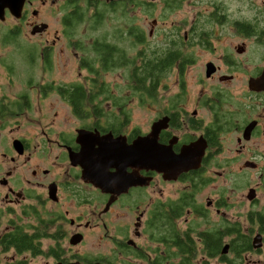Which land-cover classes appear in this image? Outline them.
<instances>
[{
    "label": "flooded vegetation",
    "instance_id": "obj_1",
    "mask_svg": "<svg viewBox=\"0 0 264 264\" xmlns=\"http://www.w3.org/2000/svg\"><path fill=\"white\" fill-rule=\"evenodd\" d=\"M140 1L148 13L159 11L160 21L153 18L150 26L158 28L159 41L149 50L145 40L136 46L144 47L141 55L157 56L162 66L151 90L153 96L148 98L147 91H142L141 101L133 95L132 73L142 57L134 66L132 44L127 45L132 18H128L129 26L127 21L121 25L120 37L104 35V30L114 27L101 26L105 13L131 15L133 0H23L19 12L18 5L3 8L0 264H179L188 256L185 250L191 252L189 264H264V0ZM186 2L194 13L191 21L165 25L167 15L182 9ZM202 2L204 11L199 10ZM80 3L92 7L96 22L85 26L97 33L89 46L96 40L110 43L113 64L107 70L96 68L97 75L82 64L87 55L99 63L95 52L81 48L84 45L74 39L85 18ZM45 11L59 13L56 27L46 19ZM201 18L203 23H199ZM156 23L160 27H154ZM147 35L152 36L153 30L149 28ZM218 37L220 41L214 40ZM60 39L74 54L83 53L77 69L78 75L80 69L86 75L72 82L49 78L40 83L36 75L51 69ZM196 46L205 53L199 67ZM22 53L29 63H22L25 74L10 58L11 54L22 57ZM108 73L119 81H106ZM192 74L194 88L187 81ZM93 78L107 93L96 100L84 99L81 108L91 114L83 120L87 123L70 132H55L53 125H39L32 135L19 131L20 117L32 112L36 100L42 102L52 92L61 98L57 92L60 86L80 84L88 90ZM254 81L259 82L252 84ZM133 99L142 108L155 103L157 114L147 129L129 127L126 122L94 121L95 112L127 114ZM61 100L73 114V105ZM158 120L157 144H170L174 154L185 145H194L195 152L201 153L196 168L174 180L140 169L139 184L113 193L84 181L81 167L69 161L68 153L80 148L76 129L123 136L130 144L137 136L148 135ZM6 128L8 137L2 133ZM15 140L20 142L17 147L21 152ZM53 148L64 159L63 170L53 169L57 163L51 160ZM29 163L31 169L19 168ZM164 188L170 191L165 194ZM184 197L188 202H181ZM241 206L243 211L230 213ZM257 236L259 247L253 243ZM213 237L219 244L210 249L206 243L216 241Z\"/></svg>",
    "mask_w": 264,
    "mask_h": 264
},
{
    "label": "rangeland",
    "instance_id": "obj_2",
    "mask_svg": "<svg viewBox=\"0 0 264 264\" xmlns=\"http://www.w3.org/2000/svg\"><path fill=\"white\" fill-rule=\"evenodd\" d=\"M81 5H84L83 3H80ZM77 6V5H76ZM191 6L188 2H186V6H184L182 9L175 10L171 13H169L164 20L165 25H170L171 22L175 24L184 23L182 25L188 24L193 14L191 12ZM199 10L204 11L205 10V2L200 3ZM84 12H85V18L81 21L80 25L78 27H81L80 33L77 34L74 39L76 41H80L82 45H84L85 48L88 47V43L97 35V33L93 31L85 30V26H93L96 24V22L93 21V9L92 7L90 9L86 8L84 5ZM131 15H127V18L125 17H119L117 15L113 14H104V18L102 19L101 26L103 28H107L109 26H112L111 30H104L105 32H102L104 35L114 36V37H120L123 36L122 33V26L125 21H127V25H130V21L128 18H132V25L133 27H138V31L143 32V40H145L146 43H148V50L152 47H155L158 39V28L153 29L151 26V20L157 19L159 20V11L158 9H155L151 12L145 11L141 7V1L140 0H133L132 9L130 12ZM44 16L47 20H49L51 26L56 27L57 21L59 18V13H52L50 11H45ZM203 18L200 19L199 23L202 22ZM154 27H160V24L156 23ZM153 30V35L148 36L147 32L148 29ZM202 36V34H198ZM130 40H132V37H130ZM216 41H220V37L214 39ZM130 45L129 41L127 40V45ZM132 49H130V54H132V57H136L137 53L139 51L144 52V47L142 45H132ZM195 53L197 56V66H200V62L204 59L205 53L201 49V47L196 46L195 47ZM83 56V53L78 51L76 54L73 52V48L70 50L65 47V42L63 39H60L56 42V47L54 54L52 56V67L50 70H48V73L40 70L37 73V80L40 83H43L44 81H48L49 78L55 79L57 82H72L76 80H81L85 75L86 71L84 69H80V74L78 75V69H77V61L78 58ZM10 58L13 61H16V65H18L19 69L23 68V64L29 66L28 59L24 53H22L21 56H16V54H11ZM22 58V60H21ZM17 72V69H16ZM23 73H26V69L23 68ZM106 81L109 80H117L119 81V78L116 75H111L108 73L105 77ZM170 79V78H169ZM167 79V82L169 81ZM188 84L193 87V82L195 81V77L192 75L187 77ZM130 105V110L127 113V119L128 121L124 125H129V127H135L141 130H145L148 128V125L150 124L151 120L155 117L157 114L156 109L153 107L155 106V103L149 104L148 107H141L140 104L133 99ZM36 107V108H35ZM113 115V114H112ZM110 116V118H109ZM112 121L115 125H119L118 122H115V120L111 117V115H108V119L102 120V123L107 124L109 121ZM90 121V120H89ZM88 121H83L77 119L76 116L72 114V112L69 110L68 107L65 106L64 102L61 100L60 97H58L54 92L48 94L45 100L42 102H39L36 100V104L30 113L23 114L20 117L19 125L22 126L19 131H21L22 134L25 135H32L35 131H39V125H53V128L55 132L57 131H66L70 132L72 131L76 126L79 124L87 123ZM7 128L2 132L5 137H8L7 135ZM56 135L53 134V137ZM52 162L56 161L57 163L55 166H53V169L55 170H63L64 169V159H61V155L58 149L53 148L52 153L50 154ZM9 166H12V164H9ZM10 168V167H5ZM19 168L22 169H31V163L26 164L25 166H20ZM173 186V185H171ZM182 186V184H181ZM168 188V187H167ZM167 191H164L166 194L168 189H165ZM171 195V192L169 193ZM243 211V207L241 206L240 209H233L230 210V213L235 215L237 211ZM103 245V243H102Z\"/></svg>",
    "mask_w": 264,
    "mask_h": 264
},
{
    "label": "water",
    "instance_id": "obj_3",
    "mask_svg": "<svg viewBox=\"0 0 264 264\" xmlns=\"http://www.w3.org/2000/svg\"><path fill=\"white\" fill-rule=\"evenodd\" d=\"M22 1L0 0V14L5 6L14 5H18L16 12H19ZM211 70L208 65L207 74ZM159 128L158 120L152 123L148 135L137 136L130 144L125 142L123 136L113 137L110 133L99 135L97 132L76 129V142L80 148L78 152L68 153L69 161L72 165L81 167L84 181L113 193H120L131 185L139 184L137 176L140 169H151L161 173L165 180H174L182 172L196 168L200 163L201 153L195 152L194 145H185L178 154H174L170 144H157ZM19 143L18 140L14 141L16 147ZM17 150L21 152L18 147ZM127 168L132 169V172L128 173ZM257 238L259 236L253 241L255 247L261 245Z\"/></svg>",
    "mask_w": 264,
    "mask_h": 264
},
{
    "label": "trees",
    "instance_id": "obj_4",
    "mask_svg": "<svg viewBox=\"0 0 264 264\" xmlns=\"http://www.w3.org/2000/svg\"><path fill=\"white\" fill-rule=\"evenodd\" d=\"M74 21L77 22V19H75ZM137 28L133 27V29H131V33L129 34V37L127 38L129 43L132 45H136L144 41L143 40L144 35L142 31H138ZM130 37H132V40H130ZM81 48H85V47L83 46ZM109 49H110V43H107L105 41H100V43H98V41L96 40L93 41V43H91V46L88 45L87 50H90L91 53L92 51L95 52L96 58H98V62H99L97 63L94 58L91 59L90 56L87 55L84 58V62L82 64L88 70V72L97 75L99 71L96 68L107 70L112 66L113 62L109 55ZM139 57L140 58L142 57V59L139 60L140 66L137 69H134L132 73V83H133L132 90H133V95L138 96L139 100L141 101V99H143V96L140 92L142 91H147L148 98H151L153 96L151 90L159 78V72L161 71L162 66L160 65L161 63L159 62L157 56L146 57L144 55H141L140 52H138V56L133 58L134 66L136 65L137 63L136 60ZM89 58L90 60L87 61ZM163 64L166 66L167 63L163 62ZM147 82H149L150 84L148 87L146 86ZM91 83L93 87L88 90L85 89L80 84L72 85L70 88H66V87L62 88L61 86L57 87L58 94L61 96L63 100L70 102L73 105V114L81 120L91 117V114L83 112L81 108L84 99L96 100L98 96L107 93V89L103 85H99V86L97 85L99 83L97 78L91 79ZM93 114H94L93 119L95 122H100L102 120L106 121L108 119V115L104 114L103 112H95ZM111 117L115 120V122L118 123L127 122L126 121L127 114H113L111 115ZM188 200L189 198L184 197L181 199V202L182 203L188 202ZM214 238L215 237H213V239ZM206 244L207 245L210 244L211 245L210 249H214L215 246L219 243L218 240L216 239V241L208 240ZM185 252L188 253V256L182 257L181 262L179 264L190 263L191 252L190 250H185Z\"/></svg>",
    "mask_w": 264,
    "mask_h": 264
}]
</instances>
